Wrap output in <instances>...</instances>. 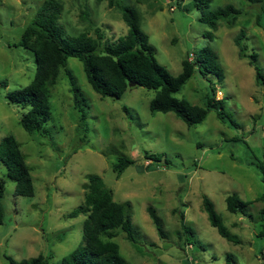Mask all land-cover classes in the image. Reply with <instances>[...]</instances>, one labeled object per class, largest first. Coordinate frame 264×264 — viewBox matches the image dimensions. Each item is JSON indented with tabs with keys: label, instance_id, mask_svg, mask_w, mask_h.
<instances>
[{
	"label": "rangeland",
	"instance_id": "374dc122",
	"mask_svg": "<svg viewBox=\"0 0 264 264\" xmlns=\"http://www.w3.org/2000/svg\"><path fill=\"white\" fill-rule=\"evenodd\" d=\"M44 1L0 0V140L9 134L17 139L34 185L33 196L15 195V182L0 161L4 180L0 264H8L6 256L22 260L38 254L60 264L82 242L85 215L66 214L83 202L89 173L102 177L114 200L130 202L135 241L121 229L113 239L128 264H264L262 202L255 200L264 193V183L253 164L256 159L264 161V85L256 83L249 58L240 57L234 43L244 29L247 52H256V63L264 72V29L256 24L258 15L264 23V0H211L210 10L225 4L240 10L233 26L219 20L215 29L198 20L193 0H116L137 9L156 59L172 75L181 71L188 54L192 58L191 53L205 47L216 52L223 79L197 71L174 95L203 105L211 85L235 125L219 120L214 109L193 126L173 112L152 113L154 90L142 86L127 88L118 98L101 97L88 83L81 61L69 57L66 68L86 99L87 117L84 123L79 120L62 68L50 87L46 136L25 131L19 120L27 109L6 96L29 84L35 74L34 53L18 42ZM57 1L62 4L57 24L65 36L87 32L95 37L98 27L106 39L114 40L127 32L121 9L110 6L109 0ZM146 151L162 154L170 164L161 161L147 169ZM117 152L135 161L118 178L112 170ZM232 193L251 202L245 214L226 209L225 197ZM203 196L214 203L235 240L221 237L210 225ZM148 206L162 219L164 238L159 237ZM181 213L192 228L191 243L181 226Z\"/></svg>",
	"mask_w": 264,
	"mask_h": 264
},
{
	"label": "trees",
	"instance_id": "16d2710c",
	"mask_svg": "<svg viewBox=\"0 0 264 264\" xmlns=\"http://www.w3.org/2000/svg\"><path fill=\"white\" fill-rule=\"evenodd\" d=\"M210 2L211 0H193V5L199 11L198 20L211 29L217 27L219 20L233 26L240 10L232 4L210 10ZM109 5H118L127 26V32L114 40L106 39L98 27L95 28V37L87 32H81L76 36H65L57 24L62 11V4L57 0H45L24 28L18 44L34 53L35 74L29 84L8 92L6 96L11 103L27 109L21 114L19 120L25 131L44 136L50 135V129L46 126V121L51 114L50 87L56 83L62 68L68 78L79 120L85 122L87 117L85 108L88 104L72 72L66 68L69 57L81 61L88 83L101 97L118 98L130 84H133L154 90V96L149 103L152 113L173 112L187 126H193L203 122L208 111L214 109L219 120L235 125L225 112L224 100L215 97V88L211 85L203 105L190 103L174 95L197 71L202 74L204 71L209 72L218 80L223 79V69L218 63L216 52L205 47L191 53L192 58L188 54L181 62V71L177 75H172L156 59L154 46L150 43L148 34L141 29L137 9L133 6L120 5L116 0H109ZM262 9L264 14V5ZM256 24L264 29L260 15L256 18ZM205 35L212 38L213 34L207 32ZM245 39V30L240 29L234 37L238 55L249 58V64L255 70L256 83L264 85V72L256 63L257 54L254 50L247 52ZM123 109L127 110L126 107ZM82 130L86 132L87 128L83 127ZM144 158L149 160L147 169L161 161L170 164L162 154L146 151ZM0 161L6 168V176L15 182L14 194L33 196L34 185L30 167L26 163V156L20 148V143L11 134L0 140ZM134 162V159L122 152H117L116 161L112 165L116 178ZM253 164L260 171L261 180L264 183V161L256 159ZM85 177L83 202L66 214L68 218L79 214L85 215L82 242L63 257L60 264H128L113 239L118 233L117 229H121L128 240L135 241L129 211L130 202L114 200L112 192L105 186L100 175L89 173ZM3 188L4 180L0 179V224L4 219ZM255 200L262 202L260 214L264 217V193ZM250 203V201L242 200L236 193L225 197L226 209L232 213L245 214ZM202 208L207 214L210 225L221 237L229 241L235 240V236L224 225L222 216L207 196L202 197ZM147 211L159 237L164 238L166 232L162 219L152 206H148ZM184 220V214L181 213L180 223L186 232V240L191 243L189 237L193 236V231ZM49 258L50 256L42 254L22 260L6 256L8 264H52ZM229 258L230 255H226L227 261Z\"/></svg>",
	"mask_w": 264,
	"mask_h": 264
},
{
	"label": "water",
	"instance_id": "95a60500",
	"mask_svg": "<svg viewBox=\"0 0 264 264\" xmlns=\"http://www.w3.org/2000/svg\"><path fill=\"white\" fill-rule=\"evenodd\" d=\"M135 85H133V84H130V86H129V88H131V87H134Z\"/></svg>",
	"mask_w": 264,
	"mask_h": 264
}]
</instances>
